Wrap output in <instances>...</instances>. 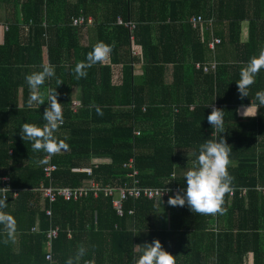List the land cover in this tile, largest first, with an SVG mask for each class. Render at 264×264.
<instances>
[{
    "label": "trees",
    "instance_id": "1",
    "mask_svg": "<svg viewBox=\"0 0 264 264\" xmlns=\"http://www.w3.org/2000/svg\"><path fill=\"white\" fill-rule=\"evenodd\" d=\"M8 3H12L17 13L0 44V53L10 54V65L15 60L22 62L25 68L15 70L26 75L40 69L42 50L47 48L49 63L54 66V84L49 82V85L63 105L65 124L54 134L64 144L51 155L52 164L57 166L51 178L44 172L48 162L39 163L48 154L33 151L31 142L19 134L23 123L43 126V103L39 108H28L26 100L24 108L14 109L19 118L16 127L0 129V176L10 174L12 186L19 189L17 197L7 199L5 209L16 220L17 244L14 247V240H6L0 233V264H51L46 259V233L52 226L60 227L52 242L55 264H66L69 259L73 264H132L143 243L153 239H159L161 246L174 255L175 264H245L250 253L254 264H264V197L255 189L264 185V176L257 173L262 164L254 159L256 147L262 144L256 140L258 135L252 128H231L232 111L223 106L227 103L224 96L234 84L228 77L239 78V65L229 63L223 52L227 45H233L240 54L238 60L248 61L257 55L264 35L261 37L259 24L254 20L263 19L260 23L264 30V0H217L216 4L214 0H11ZM104 6L109 7L112 18L111 24L105 20L96 26L99 42L111 47L113 63L118 61L121 48L129 54L132 44L141 46L138 59L144 65V74L137 81L128 62L123 66L124 78L120 84L111 80L110 65L102 66L98 62V66L85 70L86 79H76L75 64L64 63L70 59V47L76 48L79 42L77 28L71 25L72 17L82 11L97 20V12ZM136 7L140 15L133 16ZM18 12L24 23H30L24 44L17 39L22 31L17 26ZM193 15L213 16V30L201 25L193 28L188 21ZM118 17L124 22L135 21V28L130 30L124 24H115ZM247 18L251 20L250 39L242 44L240 21ZM225 20L228 33L214 31ZM150 22H159L156 31ZM213 37L220 38L221 43L212 50ZM92 47L76 49L80 51L79 59L86 58ZM246 53L251 56L245 57ZM17 56L19 59H15ZM213 58L219 64L217 71L210 68L204 71V65ZM196 64L201 67L197 68ZM169 65H172L170 82L166 81ZM15 70L6 71L13 74ZM24 81L23 77L19 80L25 83L29 95L30 89ZM47 81L41 86L45 95ZM75 85L83 92L82 107L77 114L71 110V88ZM17 88L18 85L9 88L12 94L9 106L13 108L17 106L13 97ZM215 100L224 113L225 130L220 135L232 149L228 167L233 177L231 184L249 188L246 197L224 195L221 210L213 214L193 213L187 205L169 206L167 197L162 206L172 214V228L168 232L154 227L151 217L156 218L160 213L157 208L160 202L156 200L128 198L123 203L125 213L119 216L113 208L116 196L95 197L90 193L78 201L58 198L51 206L42 198L38 190L41 184L77 188L90 178L103 185L122 182L127 174L123 165L132 156L142 185L161 187L171 183L184 187L179 171L184 158L180 153L192 152L191 158L185 157L192 164L199 145L216 136L207 122L210 105ZM6 105L7 101L0 100L1 115H7L3 112ZM263 113L258 118L262 126ZM135 130L140 135H135ZM260 159H264V153ZM84 168H91L92 176L81 170ZM50 207L51 217L45 212ZM78 247L85 249L83 257L77 258Z\"/></svg>",
    "mask_w": 264,
    "mask_h": 264
},
{
    "label": "clouds",
    "instance_id": "2",
    "mask_svg": "<svg viewBox=\"0 0 264 264\" xmlns=\"http://www.w3.org/2000/svg\"><path fill=\"white\" fill-rule=\"evenodd\" d=\"M110 53L109 45L103 42L94 44L92 50L86 54L85 62L75 65L76 78L85 76V70L92 65L98 62L103 63ZM262 69H264V48L257 55L250 57L239 70V79L235 82L240 97H248L249 86L254 83L256 74ZM53 76L54 66L50 64H42L38 71L25 75L24 79L30 89L29 105L34 104L39 108L42 103L47 101L42 112L45 123L43 126H36L26 122L19 128L21 138L31 142L33 151L42 150L49 156L60 151L64 144L63 140L54 135L63 120L61 102L58 101L55 90L49 91L45 99V94L41 89L46 79ZM60 83L58 81L57 85ZM255 100L257 101L256 111H253L252 105L249 104L242 106V111L238 109V114L242 117L255 116L257 109L264 107V90L255 92ZM207 122L211 129L216 131V136L206 139L199 145L195 153V160L183 173V189L170 195L167 199L169 206L187 205L196 214H213L220 211L224 194L231 190L233 180L228 172L229 153L232 149L229 148L224 136L220 135L225 130L223 109L211 106ZM46 162L47 158L39 161L40 164ZM5 188L0 187V233L6 237V240L11 241L15 238L16 220L10 212L5 211L8 201V196L3 192ZM164 191H168V189H164ZM84 253L85 249L78 247L77 258L83 257ZM66 264H73V261L69 259ZM132 264H175V261L174 255L161 246L159 239H153L150 243H143L138 254H134Z\"/></svg>",
    "mask_w": 264,
    "mask_h": 264
},
{
    "label": "crops",
    "instance_id": "3",
    "mask_svg": "<svg viewBox=\"0 0 264 264\" xmlns=\"http://www.w3.org/2000/svg\"><path fill=\"white\" fill-rule=\"evenodd\" d=\"M10 1L11 0H0V44H2L4 42L5 33L8 32V30L11 28L10 22L15 19L14 17L16 16V13H17V11H15V9L12 7L13 6L12 3H8ZM214 3L216 4L217 0H214ZM212 4H213V1L211 2L210 5H212ZM135 15L136 16L140 15V13H138V7H136L134 10L133 16H135ZM18 16H19L20 21H19V25H17V26L21 27L22 31H20L21 33H19L17 39L20 40V42H22L24 44L26 42V39L28 36L27 31H28L29 27L26 30L27 26H24L26 23L23 22V17H22L21 12H18ZM97 16H98V19L96 20L91 15H87V17L90 18L91 21L87 25H83L81 27H76L77 28L76 30L78 32L77 34H78V41L79 42H77L76 48H74L72 46L70 47V49H69V51L71 53L70 59L67 61L64 60V63H66L68 65L69 64H75L76 65V63H75L76 60H78L80 62H85V58L79 59L80 51L78 52L76 49H78L80 47H86V48L92 47L94 44L99 42L98 31H97L96 26L100 23H103L105 20H106V23L111 24L110 19L112 18V14L109 11V7L104 6L103 8H101L97 12ZM262 21H263V19H260L258 21L254 20V22L259 24L257 27H258V31H261V37L264 35V30L261 27L262 23H260ZM131 22H135V21H131ZM116 23L118 24V22H115V24ZM158 23L159 22H150V24L152 25L151 27L154 29V31H156V27L159 26ZM112 24H113V22H112ZM214 31H216L217 33H221L223 31V33L227 34L228 33L227 21L225 20L220 25L217 24ZM250 32H251V20H249L248 18L241 20L240 21V43L245 44L249 41ZM203 33L205 34L206 31H203ZM132 43H133V40H132ZM262 48H264V42L263 41L259 45V51ZM259 51H258V53H259ZM223 53L226 54L225 58L227 59V61L229 63L239 65V70L247 62V61L238 60L240 54L239 53L237 54L233 45H229V46L227 45L226 50ZM258 53H256V54H258ZM141 54H142L141 46L136 45V44H132V46L130 47L129 54L127 52H125L124 49H122V48L118 51V58L119 59L116 63H113L114 59H113V56H111L112 54H110L109 57L103 63H101V65L102 66L110 65L112 67L111 80L113 81V83L120 84L124 78L123 66L126 65L128 62L132 68V77H134V79L137 81L144 74V65L138 59L141 57ZM9 55L10 54H1L0 53V70H1V72H0V100L8 102V106L6 105L4 107L5 109H3V112H5L7 115H8V113H12V114H10V118L7 115H1L0 114V125H2L5 122H6V124L8 123L7 125H4L0 129H4V128L14 129L16 127L15 121L18 120L19 118L17 117L16 113H14V112H16V110H20L21 108H24L25 107L24 103L29 98V95H26V92H25V90H26L25 83L23 84V83L19 82V80L22 77H23V79L25 78V75L17 74V72L15 70V69H19V68H21L19 70H22V68H25V67L23 65H21L22 62H18L17 60H15V62H13L11 64L13 66H11L10 65L11 62L9 61L10 60ZM41 55H42V58H41V63H39L40 66L42 64H50L47 48H43ZM244 56L248 57V56H251V54L246 53V54H244ZM15 59H19V57L17 56V58H15ZM212 62H216L217 66L219 65L215 59ZM96 66H98V64ZM10 68L14 69L15 73L12 74V73H9L8 71H6ZM217 69L218 68H216V71H217ZM74 74H75V72L73 73V75ZM75 78H76V76H75ZM86 78H87V75L83 76V79H86ZM228 79H229V81H234V84L230 85V87L227 91V94H225L224 98L227 100V103H225V105H223V106H225V108L232 111V113L230 112V115H229V119L231 120L230 124H232L231 128L240 129V130H243V129L249 130L250 128H252V131L255 130V133H257V135H258L256 140L264 146V132H262V130L264 131V126L260 125V122H259V119H260L259 116H260V113L262 111H264V107H259L257 109L256 115L250 116V117H242L241 115L238 114V111H237L238 109L240 111H242L243 110L242 106H247L249 104L252 105L253 111H256L255 105L257 104V101L255 100V92L257 90H264V69L260 70L256 74L255 79H254V83L249 86L248 97H240L238 92H237L235 80H238L239 78H234L233 76H229ZM48 80L49 81H47V85H46L47 87H46L45 99L47 98L48 92L52 91V85L54 84V82H53L54 76L48 78ZM171 80H172V65H169L168 71H167V76H166V81L170 82ZM4 82H6V83H4ZM49 82L52 85L51 84L49 85ZM2 84L5 86H2ZM14 85H18L16 95L13 96V97H16V102H17L16 108L9 106V103H10L9 100L11 99L10 96H12V94H10V92H9V88H10V86H14ZM29 94H30V92H29ZM82 95H83V92H82V89L79 85L72 86V88H71V97H72L71 104L73 102H78L80 104V106L77 107L75 109V111H73L72 107H71V110L74 114H77L78 111L80 110L79 108L82 107ZM247 99H248V101H241V100H247ZM46 104H47V101H45L43 103V105H45V106H46ZM214 104L217 106V108L219 107V103L215 100L210 105V109H211V106ZM61 107L63 108V105H61ZM28 108H37V106L32 104V105H29ZM14 109H16V110H14ZM262 115H264V113ZM7 118H8V120H7ZM60 132H62V131H60ZM60 132H58L57 134H59ZM262 145H260L259 147L258 146L256 147V158H254V159L258 163L261 162V164H262L261 168L257 170V173H261L262 176H264V159L263 160L260 159V157L264 153V147H262ZM180 155L184 158V161L180 163L181 168L179 170L180 173L183 175L184 171H186L187 168L191 166L190 160L189 159L186 160L185 157L191 158L192 152H182V153H180ZM261 185L262 184H260L259 186H261ZM159 202L160 203L157 205V208L160 210V213H158V216L156 218L154 216H152L151 219L155 221L154 227L157 228V230H159V231L165 230L168 232V231H170V228H172V214L170 211L163 209V206H162L163 201H159ZM17 239H18V235L15 234V238H14V242H13L14 247H16ZM209 264H212V263H209ZM245 264H254V257H253L252 253L247 255Z\"/></svg>",
    "mask_w": 264,
    "mask_h": 264
},
{
    "label": "built area",
    "instance_id": "4",
    "mask_svg": "<svg viewBox=\"0 0 264 264\" xmlns=\"http://www.w3.org/2000/svg\"><path fill=\"white\" fill-rule=\"evenodd\" d=\"M91 21L90 18L85 16L83 12L76 16L72 17L71 19V25L75 27H81L83 25H87ZM188 21L193 26V28L198 27L199 25L204 26L205 29H212V24L215 21V18L212 16L210 18H206L202 15H193L189 17ZM118 24H124L125 26H128L130 30H133L136 26L135 22L127 21L124 22L120 17L117 18ZM24 26L27 28L30 26V23L25 24ZM203 27V28H204ZM212 35V34H211ZM133 39V37L131 36ZM221 43V39L218 37H213L212 41L210 42V48L214 49L216 44ZM197 68H200V64H196ZM210 69L216 70L217 63L216 62H210L208 64L204 65V71H208ZM80 104L78 102H73L71 104L72 110L75 111L77 107H79ZM217 107L215 104L212 105ZM143 109H146V106L143 107ZM63 113V108H62ZM65 124V119L62 120V122L59 124L58 128L63 127ZM135 135H139L140 132L138 130L134 131ZM10 155L12 151L9 152ZM47 164L44 167L45 176L47 178H51V173L57 169V166L55 164H52L51 162V155H47ZM123 167L127 170L126 177L122 182L111 184V185H103L97 181H95L94 178H90L85 184H83L80 187L77 188H69V187H55L54 185H48L45 186L43 184L40 185L39 191L41 193V196L43 199L48 200L50 206L58 199L63 198L65 201H78L81 198H84L88 196L90 193H92L93 196H98L99 194H104L106 196L114 197L113 199V208L116 210L117 215L123 216L124 211V201L128 198H146L149 200H156V201H163L170 195H173L175 192L181 191L183 187H180L178 185H173L171 183L166 184L165 186L161 187H154V186H148V185H142L139 179V170L136 167V161L135 157L132 156L128 162H126ZM84 170L89 176H92V169L91 168H85L81 169ZM171 177H174V174L171 175ZM0 187H6L3 192L5 195H7L8 198H15L17 197L19 193V189L16 187H13L11 184V176L10 174H2L0 176ZM164 189H168V191H164ZM262 196H264V186H257L255 188ZM249 188L247 187H240V186H234L231 184V190L224 195H228L229 197H234L237 194L239 197H246L248 193ZM161 196V198H160ZM47 216H52V209L46 208L45 210ZM129 213H133L132 210L129 211ZM33 231H36L35 227L33 228ZM60 232L59 226H52L46 233L47 236V256L46 259L51 262V264H55V260L52 256V242L53 240L58 236ZM70 236V233H69ZM63 264V263H60Z\"/></svg>",
    "mask_w": 264,
    "mask_h": 264
}]
</instances>
